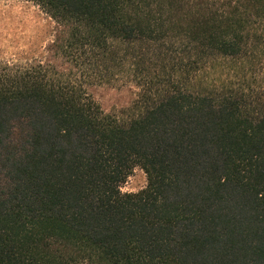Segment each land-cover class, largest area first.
Instances as JSON below:
<instances>
[{"label": "trees", "instance_id": "1", "mask_svg": "<svg viewBox=\"0 0 264 264\" xmlns=\"http://www.w3.org/2000/svg\"><path fill=\"white\" fill-rule=\"evenodd\" d=\"M30 1L53 38L0 63V264H264V0Z\"/></svg>", "mask_w": 264, "mask_h": 264}, {"label": "rangeland", "instance_id": "2", "mask_svg": "<svg viewBox=\"0 0 264 264\" xmlns=\"http://www.w3.org/2000/svg\"><path fill=\"white\" fill-rule=\"evenodd\" d=\"M53 21L30 0H0V63H33L45 60ZM128 71L110 82L92 88L105 111L119 112L131 104L137 89ZM146 185V175L135 167L121 185L122 192H136Z\"/></svg>", "mask_w": 264, "mask_h": 264}]
</instances>
